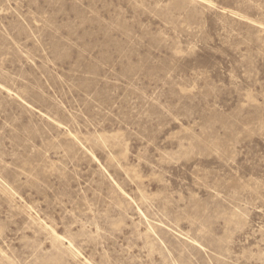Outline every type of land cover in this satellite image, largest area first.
Masks as SVG:
<instances>
[{"label":"rangeland","instance_id":"obj_1","mask_svg":"<svg viewBox=\"0 0 264 264\" xmlns=\"http://www.w3.org/2000/svg\"><path fill=\"white\" fill-rule=\"evenodd\" d=\"M0 264H264V0H0Z\"/></svg>","mask_w":264,"mask_h":264}]
</instances>
